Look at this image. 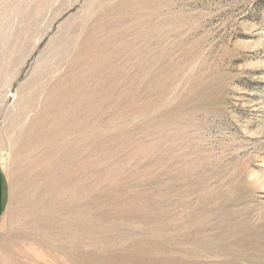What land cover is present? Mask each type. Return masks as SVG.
Returning <instances> with one entry per match:
<instances>
[{"label":"rangeland","instance_id":"1","mask_svg":"<svg viewBox=\"0 0 264 264\" xmlns=\"http://www.w3.org/2000/svg\"><path fill=\"white\" fill-rule=\"evenodd\" d=\"M0 264H264V0H0Z\"/></svg>","mask_w":264,"mask_h":264},{"label":"crops","instance_id":"2","mask_svg":"<svg viewBox=\"0 0 264 264\" xmlns=\"http://www.w3.org/2000/svg\"><path fill=\"white\" fill-rule=\"evenodd\" d=\"M4 194H5V181H4V175L2 169L0 168V217L3 212Z\"/></svg>","mask_w":264,"mask_h":264}]
</instances>
